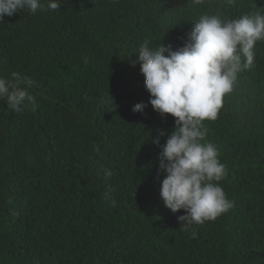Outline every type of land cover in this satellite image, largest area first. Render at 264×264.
<instances>
[{"label": "trees", "instance_id": "1", "mask_svg": "<svg viewBox=\"0 0 264 264\" xmlns=\"http://www.w3.org/2000/svg\"><path fill=\"white\" fill-rule=\"evenodd\" d=\"M257 12L264 0H62L4 16L0 77H30L37 106L0 101V264H264V40L203 122L234 202L203 225L181 227L184 210L160 198L153 141L164 144L175 118L148 104L132 64L144 41L182 46L202 14Z\"/></svg>", "mask_w": 264, "mask_h": 264}, {"label": "clouds", "instance_id": "2", "mask_svg": "<svg viewBox=\"0 0 264 264\" xmlns=\"http://www.w3.org/2000/svg\"><path fill=\"white\" fill-rule=\"evenodd\" d=\"M232 0H229L231 3ZM202 5L205 0H192ZM62 0H0V21L4 16L27 11L58 10ZM264 40V12L220 18L202 14L192 21L191 31L183 45L175 50L161 41L151 47L149 41L140 44L132 64L139 63L144 87L150 94L148 104L161 117L175 118L173 130L160 146L158 174L162 172L159 195L165 207L177 217L181 227L203 225L227 213L234 202L220 185L227 175L219 160L217 146L206 141L205 120H215L223 106V97L233 91L238 73L252 66L255 45ZM30 77L18 71L8 78L0 77V101L19 113L29 105L36 108ZM145 103H135L134 112H142ZM163 131L160 135H164ZM99 151V146H94ZM103 179H111L110 168L101 167ZM114 203V202H113ZM196 230L191 231L195 238Z\"/></svg>", "mask_w": 264, "mask_h": 264}]
</instances>
